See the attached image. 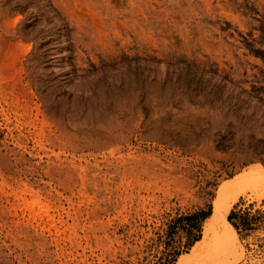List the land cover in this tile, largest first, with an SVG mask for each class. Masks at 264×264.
<instances>
[{
  "label": "rangeland",
  "instance_id": "obj_1",
  "mask_svg": "<svg viewBox=\"0 0 264 264\" xmlns=\"http://www.w3.org/2000/svg\"><path fill=\"white\" fill-rule=\"evenodd\" d=\"M257 164L264 0H0V264H176L228 182L264 264Z\"/></svg>",
  "mask_w": 264,
  "mask_h": 264
},
{
  "label": "bare ground",
  "instance_id": "obj_2",
  "mask_svg": "<svg viewBox=\"0 0 264 264\" xmlns=\"http://www.w3.org/2000/svg\"><path fill=\"white\" fill-rule=\"evenodd\" d=\"M238 178L243 183L241 185L243 186L241 187L242 190H239L240 193L242 192L243 195H246V193L250 192L251 195L249 199L254 198L258 201L264 199L263 165L257 164L245 169ZM239 179L236 180L238 181ZM232 181L234 180L230 182ZM241 181H239V183ZM233 185H235L234 182L231 184L228 182L226 186H228L229 189L226 187H224V189L226 188L233 193L234 191L231 190L233 189ZM236 187L239 189L238 186ZM32 190L33 188L31 189L24 185L21 187V192H19L18 196L21 197L23 194L32 192ZM225 190L218 195L214 204L213 214L204 224L202 239L195 243L189 254L180 256L176 264H235L239 260V257L242 255L239 253V250H241V243L235 232L227 225L229 213L236 203L238 196L228 201L226 198L228 197V195H226L228 191ZM33 195L35 194H32V196ZM31 203L33 206L40 205V197H35Z\"/></svg>",
  "mask_w": 264,
  "mask_h": 264
}]
</instances>
